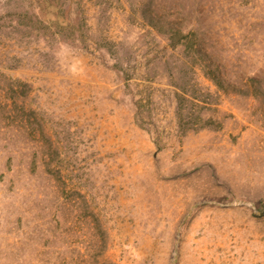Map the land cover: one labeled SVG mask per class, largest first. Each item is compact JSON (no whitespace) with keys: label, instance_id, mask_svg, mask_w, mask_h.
<instances>
[{"label":"rangeland","instance_id":"374dc122","mask_svg":"<svg viewBox=\"0 0 264 264\" xmlns=\"http://www.w3.org/2000/svg\"><path fill=\"white\" fill-rule=\"evenodd\" d=\"M0 264H264V0H0Z\"/></svg>","mask_w":264,"mask_h":264},{"label":"trees","instance_id":"16d2710c","mask_svg":"<svg viewBox=\"0 0 264 264\" xmlns=\"http://www.w3.org/2000/svg\"><path fill=\"white\" fill-rule=\"evenodd\" d=\"M181 37H182V40H179L178 42H176L174 39H173V43H174V45H176V44H178V43H180V42H185L184 40L185 39H187V38H189L190 36H189V34H182L181 35ZM217 75V76H216ZM210 77H212V79L218 84V83H222L219 79V76H218V74H211V76ZM253 83L254 84H260V81H258V80H253ZM222 85V84H221ZM210 123L211 124H213L214 123V120L213 119H208V120H205V121H203V122H201V124H200V127H206V126H208V125H210ZM182 125H186V124H182Z\"/></svg>","mask_w":264,"mask_h":264}]
</instances>
